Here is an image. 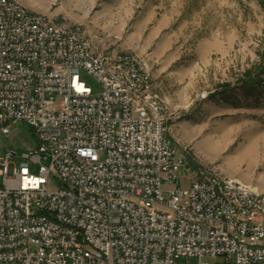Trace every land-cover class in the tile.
Returning a JSON list of instances; mask_svg holds the SVG:
<instances>
[{"label": "built area", "instance_id": "2783aa9c", "mask_svg": "<svg viewBox=\"0 0 264 264\" xmlns=\"http://www.w3.org/2000/svg\"><path fill=\"white\" fill-rule=\"evenodd\" d=\"M152 85L139 55L0 0V134L37 139L12 177L17 153L0 163V264H264V195L193 170Z\"/></svg>", "mask_w": 264, "mask_h": 264}, {"label": "rangeland", "instance_id": "374dc122", "mask_svg": "<svg viewBox=\"0 0 264 264\" xmlns=\"http://www.w3.org/2000/svg\"><path fill=\"white\" fill-rule=\"evenodd\" d=\"M18 1L80 27L98 54L139 55L164 106L174 149L196 172L237 179L264 195V0ZM84 79L100 91L95 78L84 73ZM36 145L26 125L0 134V163L7 152L18 155L9 160V177L19 156ZM30 171L38 174L36 166ZM178 176L187 188L184 171Z\"/></svg>", "mask_w": 264, "mask_h": 264}]
</instances>
